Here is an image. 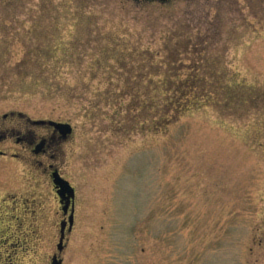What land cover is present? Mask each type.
I'll return each instance as SVG.
<instances>
[{
    "label": "rangeland",
    "instance_id": "obj_1",
    "mask_svg": "<svg viewBox=\"0 0 264 264\" xmlns=\"http://www.w3.org/2000/svg\"><path fill=\"white\" fill-rule=\"evenodd\" d=\"M20 116L74 134L0 143V264H264V0H0V125ZM49 166L75 191L62 251Z\"/></svg>",
    "mask_w": 264,
    "mask_h": 264
},
{
    "label": "flooded vegetation",
    "instance_id": "obj_2",
    "mask_svg": "<svg viewBox=\"0 0 264 264\" xmlns=\"http://www.w3.org/2000/svg\"><path fill=\"white\" fill-rule=\"evenodd\" d=\"M8 119H9V116L6 115L4 116L2 120L6 122ZM20 119L24 120L23 121L24 125H18V124H10L8 126L0 125V143L14 140L16 144L21 145L25 148H29L31 152L33 153V155H35L36 157L46 156L48 154L49 148H51L54 144H57L61 141L69 140L74 134V132L72 131V134L64 137L55 127L50 126L46 123L43 124L42 122L44 121L32 122L30 120L24 119L23 116H20ZM35 126L47 128L50 131V135L42 136V137H38L34 135L35 133L33 132V128ZM0 158H3L4 162L5 161L8 162L10 160L17 159L18 156L15 153H11V155H9L8 151H0ZM49 167L52 170L51 176H52V180L54 183V177H53L54 174L58 173L60 176L61 174L59 173V171L53 170V166H49ZM54 187L59 197L60 205L62 207L63 215L65 217L62 220V223H63V222H66L69 219L72 212H74L75 198L74 200L69 202L66 199L67 196L65 198H62L59 195L58 189L56 188L55 184H54ZM4 202H6V199L4 200ZM67 203H69L68 206H66ZM2 219L3 218L1 217V220H0V248L11 245L8 241L9 239H11V237H7V236L13 234L12 230L14 229L13 226H14V221L16 220V218L10 214L9 218L6 219L8 222ZM6 223H9V224L6 225ZM2 226H5V227H2Z\"/></svg>",
    "mask_w": 264,
    "mask_h": 264
},
{
    "label": "water",
    "instance_id": "obj_3",
    "mask_svg": "<svg viewBox=\"0 0 264 264\" xmlns=\"http://www.w3.org/2000/svg\"><path fill=\"white\" fill-rule=\"evenodd\" d=\"M43 124H48L50 126L55 127L64 137L67 135L72 134V126L69 123H61V122H55V121H44L42 122ZM54 184L56 188L58 189V193L62 198H65L71 202L75 198V191L72 188V186L69 184L68 181L63 179L58 173L54 174ZM69 203H67L66 206H68ZM66 209V207H65ZM73 212L69 218V223L70 226L72 227L73 225ZM66 222H63L61 225V237H60V244L58 246V250L62 251L64 247V238H65V226ZM52 264H61V261H57V258L53 259Z\"/></svg>",
    "mask_w": 264,
    "mask_h": 264
},
{
    "label": "trees",
    "instance_id": "obj_4",
    "mask_svg": "<svg viewBox=\"0 0 264 264\" xmlns=\"http://www.w3.org/2000/svg\"><path fill=\"white\" fill-rule=\"evenodd\" d=\"M170 99H166L165 96L162 97V105L166 104L167 101H169ZM165 114H167L166 116L163 117L162 121L165 124V126H169L171 124V120L169 118H171L173 116V111H169V112H165ZM171 116V117H170Z\"/></svg>",
    "mask_w": 264,
    "mask_h": 264
}]
</instances>
